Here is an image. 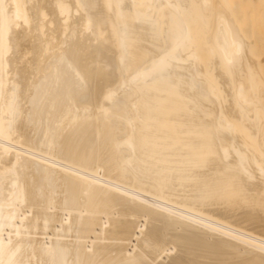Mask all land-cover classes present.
<instances>
[{
	"label": "bare ground",
	"instance_id": "6f19581e",
	"mask_svg": "<svg viewBox=\"0 0 264 264\" xmlns=\"http://www.w3.org/2000/svg\"><path fill=\"white\" fill-rule=\"evenodd\" d=\"M0 264H264V0H0Z\"/></svg>",
	"mask_w": 264,
	"mask_h": 264
}]
</instances>
